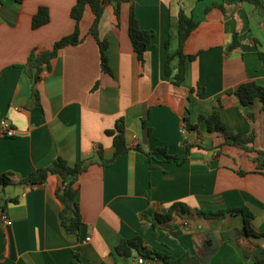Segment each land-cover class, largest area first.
Listing matches in <instances>:
<instances>
[{"label":"crops","instance_id":"0c3cea01","mask_svg":"<svg viewBox=\"0 0 264 264\" xmlns=\"http://www.w3.org/2000/svg\"><path fill=\"white\" fill-rule=\"evenodd\" d=\"M75 1L0 0V120L7 119L14 130L11 137L0 135V173L23 178L58 156L68 164L92 162L77 181L82 220L77 233L66 232L60 224L58 175L32 188L0 186V216L12 221L7 225L0 219V264H140L135 253L123 257L114 250L121 239L137 234L148 248L174 259L184 252L200 254L206 230L220 239L222 231L243 224L241 215L205 219L198 210L247 206L254 214L253 229L264 232V173L256 172L255 153L223 145L217 154L224 135L208 131L198 120L219 100L217 110L226 130L233 135L253 132L252 147L264 149L261 103L243 106L233 94L243 82L264 86V58L259 55L264 52V12L241 0H226L224 11L211 7L213 0H110L99 37L108 42L111 74L101 70L98 44L88 33L92 13L86 10L79 24L80 42L60 49L34 85L20 65L30 52L51 49L73 31L70 9ZM117 3L119 19L114 14ZM39 6L48 8L50 19L34 29L32 16ZM180 8L198 20L183 48L196 57L186 62L182 83L174 85L164 63L177 49ZM131 10L140 28L154 33L143 63L128 38ZM233 32L240 45L227 50ZM176 67L174 58V72ZM33 86L37 97L32 96ZM199 87L203 92L198 94ZM147 112L149 135L141 124ZM120 116L129 150L111 165H100L96 151L100 146L104 158L112 157V137L105 130ZM184 117L196 129L182 133ZM183 137L196 145L183 164L153 154L155 168L149 167L143 152L165 147L174 154ZM238 170L248 173L240 175ZM174 202L185 203L191 211L174 214L156 227H142L141 211L152 206L166 213ZM256 246L264 248V235L244 237L239 245L220 241L208 264H253L243 250L252 252Z\"/></svg>","mask_w":264,"mask_h":264},{"label":"trees","instance_id":"16d2710c","mask_svg":"<svg viewBox=\"0 0 264 264\" xmlns=\"http://www.w3.org/2000/svg\"><path fill=\"white\" fill-rule=\"evenodd\" d=\"M110 0H76L70 9V17L74 20L73 31L61 37L57 40L51 49L47 50H34L30 52L27 57L26 63L20 65L24 68L27 74L33 79L34 85L39 81L41 73L44 70L50 69L51 60L57 56L60 49L68 45H75L80 42V21L84 17L86 10H90L92 13V22L90 24L88 33L92 35L97 44L100 54V66L104 73L111 74V68L108 63V57L106 50L108 42L106 39H100L99 37V24L105 11V5ZM226 0H213L211 7H217L224 11V2ZM252 4L261 13L264 12V0H241ZM209 9L206 8L205 11ZM114 14L119 19V5L118 3L114 7ZM178 25H177V40L178 45L174 53L168 54L164 63V73L170 77L171 82L174 85H179L185 78L186 62L188 60L195 59L196 55L185 54L184 44L192 31L197 27L198 20L195 19L192 13H188L184 9L180 8L177 13ZM49 10L46 6H39L37 11L32 16L31 26L32 28H38L49 21ZM154 33L148 30L140 28L138 21L130 11V17L128 21V38L131 47L136 55V59L143 63L144 52L151 44ZM168 45V41L165 42V46ZM240 45L239 36L237 32H233L230 44L227 45V50H232ZM259 55L264 58V52H259ZM174 58H177V67L175 72L171 68V62ZM193 91V89H191ZM196 92L199 94L203 92V88H197ZM233 94L237 97L239 103L243 106H248L255 101L261 103V108L264 110V86L259 85L253 81L243 82L239 84ZM32 96L37 97V91L35 86L32 87ZM212 112L208 115H200L199 121H204L206 129L208 131H216L224 135V142L215 148L217 154L221 153L223 145H237L247 152H254L253 161L256 163V172L264 173V149H254L252 147L254 134L251 132L247 135H233L226 130L224 122L221 119L217 106L219 100L215 101ZM187 111V110H186ZM250 119H253V114L248 113ZM184 127L186 131L196 129L195 124H191L189 119L184 117ZM149 114L148 112L141 119L142 128L145 133L149 135L151 128L148 126ZM105 133L112 137V144L114 146V153L110 158H104L102 147L97 149V157L100 165L108 166L114 163L117 157L127 153L129 147L127 146L125 138V125L122 116L118 117L115 121L112 129L105 130ZM196 146L189 143L186 137L182 138L179 150L174 154H169L166 148H155L152 152H143L148 158L149 167L155 168V164L152 163L155 160L153 154H160L163 156V161H173L176 164H183L191 149ZM199 146V145H198ZM139 149V148H137ZM92 162L78 161L73 164H68L63 158L57 157L49 165L36 168L32 170L27 176L18 178L13 172L5 171L0 173V186H23L26 188H32L34 186L44 183L48 176L51 174L58 175L61 179V186L55 191L56 197L60 201L62 208L60 210L59 219L60 224L64 230L68 233H77L82 225L81 215L79 211V205L77 202L78 177L87 170L88 166ZM238 174L244 175L248 173L244 170H238ZM190 208L183 202H174L169 207L166 213L155 212L152 206L147 207L139 213L140 224H151L156 227L157 223H163L171 220L175 215H182L189 213ZM196 213L205 219L223 218L227 215H241L243 224L241 227H234L228 230H224L220 233V239H217L215 234L211 230L205 231V239L203 241V251L200 254H191L184 252L177 258H170L167 254L148 248L145 244L141 234H137L132 238L121 239L115 246V252L123 257H131L134 253L145 260L150 262L158 261L161 264H208L210 257L216 253L219 248L220 241H234L238 245L240 240L244 237H259L264 235V232L258 233L252 227V219L254 218L253 212L247 206H237L228 209L219 210H198ZM245 256L250 257L253 264H264V248L256 246L252 252H246L243 250ZM74 260H78V256L73 257ZM72 264V263H71ZM105 264V263H100Z\"/></svg>","mask_w":264,"mask_h":264},{"label":"built area","instance_id":"2783aa9c","mask_svg":"<svg viewBox=\"0 0 264 264\" xmlns=\"http://www.w3.org/2000/svg\"><path fill=\"white\" fill-rule=\"evenodd\" d=\"M185 131H186V130H185V127H184V125H182L181 132H182V133H185ZM13 134H14V130L12 129V127H11L9 121H8L7 119H5V118H2V119L0 120V135L11 137V136H13ZM0 219H1V221H2L3 223H5V224H7V225H11V224H12V221L9 220V219L6 217L5 214H1ZM87 239H89V237H88ZM138 262H139L140 264H150V261L145 260V259H143V258H139V259H138Z\"/></svg>","mask_w":264,"mask_h":264}]
</instances>
